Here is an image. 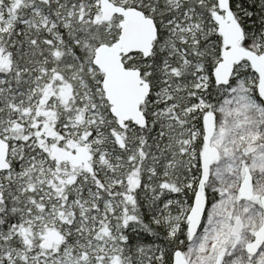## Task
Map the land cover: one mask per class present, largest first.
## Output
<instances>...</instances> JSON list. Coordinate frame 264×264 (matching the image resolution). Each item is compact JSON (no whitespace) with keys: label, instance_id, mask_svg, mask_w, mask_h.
I'll use <instances>...</instances> for the list:
<instances>
[{"label":"snow or ice","instance_id":"snow-or-ice-1","mask_svg":"<svg viewBox=\"0 0 264 264\" xmlns=\"http://www.w3.org/2000/svg\"><path fill=\"white\" fill-rule=\"evenodd\" d=\"M0 264H264V0H0Z\"/></svg>","mask_w":264,"mask_h":264}]
</instances>
